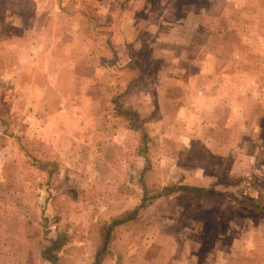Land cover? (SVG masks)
Returning <instances> with one entry per match:
<instances>
[{
	"label": "rangeland",
	"instance_id": "374dc122",
	"mask_svg": "<svg viewBox=\"0 0 264 264\" xmlns=\"http://www.w3.org/2000/svg\"><path fill=\"white\" fill-rule=\"evenodd\" d=\"M95 263L264 264V0H0V264Z\"/></svg>",
	"mask_w": 264,
	"mask_h": 264
},
{
	"label": "trees",
	"instance_id": "16d2710c",
	"mask_svg": "<svg viewBox=\"0 0 264 264\" xmlns=\"http://www.w3.org/2000/svg\"><path fill=\"white\" fill-rule=\"evenodd\" d=\"M116 224H118V223H116ZM119 224H121V223H119ZM95 264H98V263H95Z\"/></svg>",
	"mask_w": 264,
	"mask_h": 264
}]
</instances>
